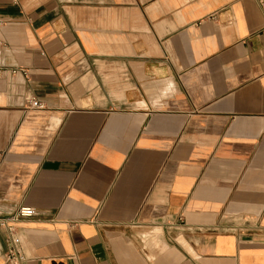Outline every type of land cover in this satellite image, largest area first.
Here are the masks:
<instances>
[{
  "label": "crops",
  "instance_id": "obj_1",
  "mask_svg": "<svg viewBox=\"0 0 264 264\" xmlns=\"http://www.w3.org/2000/svg\"><path fill=\"white\" fill-rule=\"evenodd\" d=\"M0 153V264H264V0H0Z\"/></svg>",
  "mask_w": 264,
  "mask_h": 264
},
{
  "label": "built area",
  "instance_id": "obj_2",
  "mask_svg": "<svg viewBox=\"0 0 264 264\" xmlns=\"http://www.w3.org/2000/svg\"><path fill=\"white\" fill-rule=\"evenodd\" d=\"M34 101L30 102V105L33 106ZM43 106L41 104L37 105V109H41ZM5 159V154L0 153V166L3 163ZM37 215L36 211L31 207H21L18 210H16L14 213L7 217H0V228H8L10 232L12 233L13 228L10 226L11 224H15L17 222L32 219ZM23 257L19 254V251L17 249L16 245H13L9 248L7 253V259L9 261L14 260H21Z\"/></svg>",
  "mask_w": 264,
  "mask_h": 264
}]
</instances>
